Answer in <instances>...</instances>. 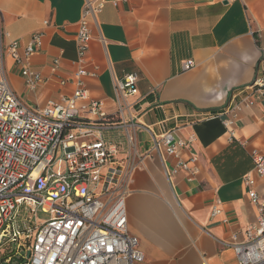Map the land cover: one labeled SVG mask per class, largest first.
<instances>
[{"label":"crops","instance_id":"obj_1","mask_svg":"<svg viewBox=\"0 0 264 264\" xmlns=\"http://www.w3.org/2000/svg\"><path fill=\"white\" fill-rule=\"evenodd\" d=\"M84 1L0 0L5 78L27 106L43 108L76 88ZM89 29L84 66L97 74L83 83L116 120L114 81L139 74L128 102L135 104V122L146 127L135 131L137 151L150 152L133 173L126 199L128 231L144 256L135 264H237L221 241L256 221L242 176L253 167L250 151L264 150V96L254 95L242 111L234 138L219 118L207 116L239 100L255 76L264 50V0H104ZM35 33L42 36L28 66L43 81L29 90L6 45L16 40L22 50ZM186 60L194 65L184 70ZM169 129L176 138L193 136L179 159L196 157L171 178L163 168L176 159L152 150V135ZM103 136L122 156V130ZM257 191L264 200L262 179ZM217 199L221 212L211 216Z\"/></svg>","mask_w":264,"mask_h":264},{"label":"built area","instance_id":"obj_2","mask_svg":"<svg viewBox=\"0 0 264 264\" xmlns=\"http://www.w3.org/2000/svg\"><path fill=\"white\" fill-rule=\"evenodd\" d=\"M103 5L104 0L84 1L76 35V88L43 108L27 106L9 86L3 68L7 33L0 25V264H135L144 258L138 238L128 231L126 212L132 175L150 152L137 151L135 131L146 127L135 122V104L128 102L138 91L139 74L126 73L114 81L116 121L109 120L102 100L90 97L82 79L97 74L84 61L91 40L89 18ZM41 36L33 34L22 50L16 40L6 45L29 90L43 81L28 66ZM193 65L186 60L183 69ZM242 92L239 100L207 116L219 118L230 138L254 95L264 96V50L254 78ZM113 129L125 132L122 156L103 136ZM192 140V135L176 138L175 129L152 135V150L163 149L176 159L172 167L163 168L167 178L196 160L178 156ZM250 156L253 167L242 183L256 208V221L221 242L234 251L237 264H264V200L257 191L258 179L264 181V150L254 148ZM220 203L215 201L211 216L221 212ZM38 211L47 217L38 219Z\"/></svg>","mask_w":264,"mask_h":264},{"label":"rangeland","instance_id":"obj_3","mask_svg":"<svg viewBox=\"0 0 264 264\" xmlns=\"http://www.w3.org/2000/svg\"><path fill=\"white\" fill-rule=\"evenodd\" d=\"M122 137L125 138V140H126V135H125V132H124V131H122ZM36 217H37L38 219H45V218L47 217V214H45V213H43V212H41V211H38V212L36 213Z\"/></svg>","mask_w":264,"mask_h":264},{"label":"trees","instance_id":"obj_4","mask_svg":"<svg viewBox=\"0 0 264 264\" xmlns=\"http://www.w3.org/2000/svg\"><path fill=\"white\" fill-rule=\"evenodd\" d=\"M109 120L116 121V119L112 115L110 116Z\"/></svg>","mask_w":264,"mask_h":264}]
</instances>
